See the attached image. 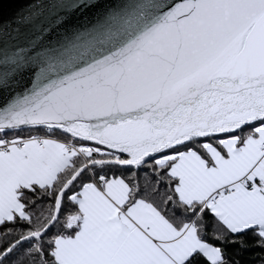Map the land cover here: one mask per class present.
<instances>
[{
    "label": "snow or ice",
    "instance_id": "snow-or-ice-1",
    "mask_svg": "<svg viewBox=\"0 0 264 264\" xmlns=\"http://www.w3.org/2000/svg\"><path fill=\"white\" fill-rule=\"evenodd\" d=\"M253 261L264 0H0V264Z\"/></svg>",
    "mask_w": 264,
    "mask_h": 264
},
{
    "label": "water",
    "instance_id": "water-1",
    "mask_svg": "<svg viewBox=\"0 0 264 264\" xmlns=\"http://www.w3.org/2000/svg\"><path fill=\"white\" fill-rule=\"evenodd\" d=\"M22 6V4H14V5H5V9H6V11L9 9V8H12V9H14V8H17V7H21Z\"/></svg>",
    "mask_w": 264,
    "mask_h": 264
},
{
    "label": "trees",
    "instance_id": "trees-1",
    "mask_svg": "<svg viewBox=\"0 0 264 264\" xmlns=\"http://www.w3.org/2000/svg\"><path fill=\"white\" fill-rule=\"evenodd\" d=\"M256 251H258V250H253V252H256ZM251 254H253V253H249V255H251ZM252 264H258V261H253Z\"/></svg>",
    "mask_w": 264,
    "mask_h": 264
}]
</instances>
